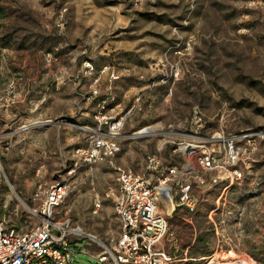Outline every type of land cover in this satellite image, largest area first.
Here are the masks:
<instances>
[{
  "label": "rangeland",
  "instance_id": "1",
  "mask_svg": "<svg viewBox=\"0 0 264 264\" xmlns=\"http://www.w3.org/2000/svg\"><path fill=\"white\" fill-rule=\"evenodd\" d=\"M84 60L119 75L100 76L101 91L115 95L106 115L123 116L119 163L139 169L152 152L183 163L173 148L192 139L194 105L201 134L236 137L241 176L193 183L196 211L179 207L169 218L162 244L173 264L222 255L264 264V0H0V214L20 231L40 222L44 188L86 143L80 125H97ZM114 179L104 162L82 166L57 216L110 246L119 232L112 206L91 208ZM71 247L75 264H97L103 249L81 238Z\"/></svg>",
  "mask_w": 264,
  "mask_h": 264
},
{
  "label": "built area",
  "instance_id": "2",
  "mask_svg": "<svg viewBox=\"0 0 264 264\" xmlns=\"http://www.w3.org/2000/svg\"><path fill=\"white\" fill-rule=\"evenodd\" d=\"M129 1L138 4L146 0ZM82 65L81 75L90 78L86 99L96 98L93 116L97 125H80L88 129L86 143L74 149L73 156L44 188L40 204L34 208V213L40 217L38 224L20 231L0 214V264H75L73 238L86 239L87 243L95 242L103 248L95 255L97 264H173L174 256L162 244L170 233L169 218L179 207L190 213L196 211L199 199L193 194V183H216L231 174L241 176V171L235 168L240 160V150L234 145L236 137L225 136L219 131L201 134L203 116L194 105L190 118V125L195 127L192 139L173 148L185 157L183 163L165 161L159 152H152L146 155L139 169L121 164L118 155L123 116L106 115L107 106L114 103L115 95L108 87L105 92L100 88L102 74L109 82L119 75L113 69H95L89 60H84ZM258 133L240 135L250 139ZM6 136L0 131V188L5 178L2 142ZM101 162L114 171L115 179L102 196L95 195L91 211L98 213L104 200L111 204L119 222V232L110 246L103 245L95 234L73 225L70 219L57 216L71 190V179L79 169ZM194 171L196 174H192ZM203 173H210V176L206 178ZM167 200L171 208L167 207ZM4 203L6 206L8 201Z\"/></svg>",
  "mask_w": 264,
  "mask_h": 264
},
{
  "label": "bare ground",
  "instance_id": "3",
  "mask_svg": "<svg viewBox=\"0 0 264 264\" xmlns=\"http://www.w3.org/2000/svg\"><path fill=\"white\" fill-rule=\"evenodd\" d=\"M42 123L43 122H41V121H36L33 125H41ZM146 129H142L140 131H137L133 135L136 136V134H138V133L145 132ZM9 198H10V196H7V201ZM166 204H167L168 208H171L172 204H171L170 200H167ZM222 259L223 260L221 262H218V263L213 262V260H209L206 264H254L251 260L246 259V258H239V259L233 260V259H230L229 257H227L226 255H222Z\"/></svg>",
  "mask_w": 264,
  "mask_h": 264
},
{
  "label": "water",
  "instance_id": "4",
  "mask_svg": "<svg viewBox=\"0 0 264 264\" xmlns=\"http://www.w3.org/2000/svg\"><path fill=\"white\" fill-rule=\"evenodd\" d=\"M187 148H189V146Z\"/></svg>",
  "mask_w": 264,
  "mask_h": 264
},
{
  "label": "crops",
  "instance_id": "5",
  "mask_svg": "<svg viewBox=\"0 0 264 264\" xmlns=\"http://www.w3.org/2000/svg\"><path fill=\"white\" fill-rule=\"evenodd\" d=\"M105 77H106V75H105Z\"/></svg>",
  "mask_w": 264,
  "mask_h": 264
}]
</instances>
